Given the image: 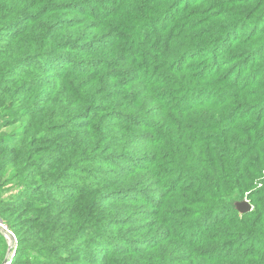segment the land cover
I'll list each match as a JSON object with an SVG mask.
<instances>
[{
	"label": "trees",
	"instance_id": "1",
	"mask_svg": "<svg viewBox=\"0 0 264 264\" xmlns=\"http://www.w3.org/2000/svg\"><path fill=\"white\" fill-rule=\"evenodd\" d=\"M0 221L9 264H264V0H0Z\"/></svg>",
	"mask_w": 264,
	"mask_h": 264
},
{
	"label": "rangeland",
	"instance_id": "2",
	"mask_svg": "<svg viewBox=\"0 0 264 264\" xmlns=\"http://www.w3.org/2000/svg\"><path fill=\"white\" fill-rule=\"evenodd\" d=\"M25 69H27V68H25ZM24 69V70H25ZM30 69H31V67H30ZM29 117L31 118V120H32V117H31V115H29ZM26 118H27V116L25 117V124H26V126L28 125L27 124V121H26ZM21 125L19 124V123H17V122H15L14 124H12L11 126H9V127H7L6 129H3V130H5V131H7V132H12V130L13 129H15V128H17L18 130H21L22 128H23V126H21ZM101 168L102 169H104V168H106V165H102L101 166ZM62 184V187H60V188H56V189H54V190H52V192H54V193H56V195H59V194H63V193H69V187L67 188V186H69V179L67 178V179H65L64 180V182H62L61 183ZM66 189H67V192H66ZM2 224V223H1ZM3 225V224H2ZM4 226V225H3ZM1 233V232H0ZM8 233H10V232H8ZM10 238H9V244H10V246H11V253H10V258L11 257H13V253H14V251H15V246H16V241H15V239H13V237L14 236H12L11 235V233L10 234H7ZM13 252V253H12Z\"/></svg>",
	"mask_w": 264,
	"mask_h": 264
},
{
	"label": "water",
	"instance_id": "3",
	"mask_svg": "<svg viewBox=\"0 0 264 264\" xmlns=\"http://www.w3.org/2000/svg\"><path fill=\"white\" fill-rule=\"evenodd\" d=\"M235 205H236V210L240 215L250 213V211L252 210V206L246 200H243L241 202H236ZM0 232L2 233V235L5 236V238H7V240H9L10 237L7 234H10V233H8V231L5 229V227L1 224V221H0ZM13 239H14V237H13ZM10 253H11V246L9 244V248H8L6 257H5L4 261L2 262V264H9Z\"/></svg>",
	"mask_w": 264,
	"mask_h": 264
}]
</instances>
